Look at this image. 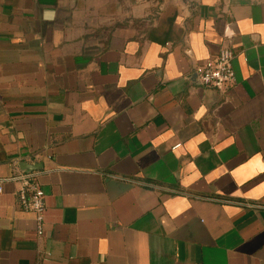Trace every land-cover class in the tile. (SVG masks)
<instances>
[{
	"label": "crops",
	"instance_id": "crops-1",
	"mask_svg": "<svg viewBox=\"0 0 264 264\" xmlns=\"http://www.w3.org/2000/svg\"><path fill=\"white\" fill-rule=\"evenodd\" d=\"M157 5L0 0V264H264V0Z\"/></svg>",
	"mask_w": 264,
	"mask_h": 264
},
{
	"label": "built area",
	"instance_id": "built-area-1",
	"mask_svg": "<svg viewBox=\"0 0 264 264\" xmlns=\"http://www.w3.org/2000/svg\"><path fill=\"white\" fill-rule=\"evenodd\" d=\"M235 53L229 47H223L214 56L206 59L195 70L196 81L204 87L227 90L236 84V73L233 65ZM180 146L177 144L175 147ZM4 181L18 184L17 198L20 207L35 215L37 234L44 232L46 202L45 190L39 181L36 170L25 172L16 170L7 178H0V185Z\"/></svg>",
	"mask_w": 264,
	"mask_h": 264
},
{
	"label": "rangeland",
	"instance_id": "rangeland-1",
	"mask_svg": "<svg viewBox=\"0 0 264 264\" xmlns=\"http://www.w3.org/2000/svg\"><path fill=\"white\" fill-rule=\"evenodd\" d=\"M132 1H136V0H130V2H132ZM148 1H150L151 3H153V4H155L156 3V6L158 7V5L157 4H159V2L163 5L164 3H165V1H167V0H148ZM151 17L152 16H150L149 18H147V20H146V22H142V20H134V25L135 26H140V28H141V26L144 24V25H146V26H148L149 25V22H148V19H151Z\"/></svg>",
	"mask_w": 264,
	"mask_h": 264
},
{
	"label": "water",
	"instance_id": "water-1",
	"mask_svg": "<svg viewBox=\"0 0 264 264\" xmlns=\"http://www.w3.org/2000/svg\"><path fill=\"white\" fill-rule=\"evenodd\" d=\"M20 167L22 171L30 172V171L39 169L40 166H38V164H30L27 162H21Z\"/></svg>",
	"mask_w": 264,
	"mask_h": 264
}]
</instances>
